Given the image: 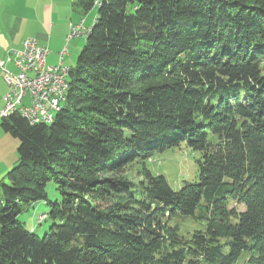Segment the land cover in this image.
I'll use <instances>...</instances> for the list:
<instances>
[{
    "label": "trees",
    "instance_id": "trees-1",
    "mask_svg": "<svg viewBox=\"0 0 264 264\" xmlns=\"http://www.w3.org/2000/svg\"><path fill=\"white\" fill-rule=\"evenodd\" d=\"M95 2L72 3L96 17L52 122L0 120L18 140L0 264H264V0ZM181 144L197 174L178 189L117 173ZM45 200L38 235L18 215Z\"/></svg>",
    "mask_w": 264,
    "mask_h": 264
},
{
    "label": "built area",
    "instance_id": "built-area-1",
    "mask_svg": "<svg viewBox=\"0 0 264 264\" xmlns=\"http://www.w3.org/2000/svg\"><path fill=\"white\" fill-rule=\"evenodd\" d=\"M82 22L70 23L67 42L83 34L86 27ZM66 50L64 46L59 52L57 64L47 63L49 49L39 45L34 38H26L19 48L7 50L5 58L0 59V71L7 87L0 107V119L16 113L30 124H40L41 120L49 118L52 107L58 105L64 95L67 67L63 65L62 58Z\"/></svg>",
    "mask_w": 264,
    "mask_h": 264
},
{
    "label": "crops",
    "instance_id": "crops-1",
    "mask_svg": "<svg viewBox=\"0 0 264 264\" xmlns=\"http://www.w3.org/2000/svg\"><path fill=\"white\" fill-rule=\"evenodd\" d=\"M73 1L0 0V59L5 58L8 49L19 48L26 38H34L39 45L49 49L46 61L50 64L58 63L59 52L64 46H68L66 48L71 53L75 52L80 42L66 41L70 23H75L80 17L72 8ZM8 67L13 69L11 65ZM6 89L0 71V107ZM12 144L15 146L9 133L4 132L0 125V176L18 160Z\"/></svg>",
    "mask_w": 264,
    "mask_h": 264
},
{
    "label": "rangeland",
    "instance_id": "rangeland-1",
    "mask_svg": "<svg viewBox=\"0 0 264 264\" xmlns=\"http://www.w3.org/2000/svg\"><path fill=\"white\" fill-rule=\"evenodd\" d=\"M97 2L98 0H96L95 4ZM96 9L97 8H95L94 6V8L90 10L87 14L80 16L79 20H77L75 23L83 20L82 26L84 28H90L96 17ZM85 36L86 34L83 32V34L80 33L78 36L73 37L74 39L76 38L75 40L73 38L69 40L70 43H80L75 52L71 53L70 50H66L65 55H63L64 66L74 67L76 65L77 56L81 51L83 45L85 44ZM47 63L50 64L49 62ZM9 138L12 142H15V146L12 144V147H14V152L15 154H17L16 148L18 140L10 134ZM197 156L198 153L193 152L184 144H181L178 147H173L163 152L153 153L146 160L136 159L131 162H127L124 165L118 167L117 173L120 175L122 174L123 176L129 179L137 181L141 179L140 172L141 169L145 166L153 175L163 174L169 185L174 189H178L184 184L185 181L191 182L195 179V176L197 174V163L195 158ZM16 164L10 166V168L2 172L0 176V190L2 182L6 181V173ZM46 193L47 199L50 201H53L59 197V193L56 189V184L53 181L47 184ZM18 219L24 223L26 228L32 230L38 235H42L51 224V220L48 217L47 200L35 202L32 204L30 203L28 205H22V210L18 215ZM184 223H186V226L183 227L184 230H192L196 227H199L193 222L191 223L187 221Z\"/></svg>",
    "mask_w": 264,
    "mask_h": 264
},
{
    "label": "bare ground",
    "instance_id": "bare-ground-1",
    "mask_svg": "<svg viewBox=\"0 0 264 264\" xmlns=\"http://www.w3.org/2000/svg\"><path fill=\"white\" fill-rule=\"evenodd\" d=\"M87 32H88V28H85L84 33L87 34ZM68 72H69V69L67 68V73H66V77L64 80V95H63V97L60 98L58 105L52 107L51 112L49 113V118L46 120H41L40 123L50 124L52 122L56 112H58L61 109L62 104L65 102V95H66V92H67L68 87H69Z\"/></svg>",
    "mask_w": 264,
    "mask_h": 264
}]
</instances>
